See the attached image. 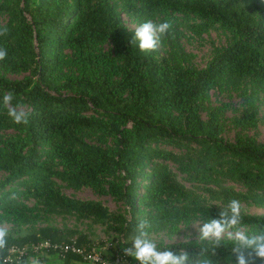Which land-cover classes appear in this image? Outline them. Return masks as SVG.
I'll list each match as a JSON object with an SVG mask.
<instances>
[{"label":"trees","instance_id":"obj_1","mask_svg":"<svg viewBox=\"0 0 264 264\" xmlns=\"http://www.w3.org/2000/svg\"><path fill=\"white\" fill-rule=\"evenodd\" d=\"M174 14L228 35L203 68L171 44L172 27L156 50L140 51L121 19L172 24ZM0 29L7 52L0 60V227L11 225L0 264H103L61 230L32 233L39 214L109 224L116 246L126 248L141 222L148 233L172 234L180 224L217 218L236 199L240 227L264 233V142L240 132L255 124L252 97L264 94V0H0ZM242 85L250 94L226 121L239 129L227 141L222 111L208 106L210 91ZM8 92L30 113L26 123L7 115ZM60 184L110 196L128 218L69 198ZM44 241L81 254L34 248ZM30 243L25 255L5 259ZM157 246L187 252L193 264H233L231 241Z\"/></svg>","mask_w":264,"mask_h":264},{"label":"rangeland","instance_id":"obj_2","mask_svg":"<svg viewBox=\"0 0 264 264\" xmlns=\"http://www.w3.org/2000/svg\"><path fill=\"white\" fill-rule=\"evenodd\" d=\"M124 26L128 30H133L138 27L132 24L125 16L121 15ZM201 24V21L187 14H174L172 16L171 27L176 30V33L172 34L173 41L172 45L177 44L181 50L190 56V62L198 69L203 68L205 63L211 58L214 49H218L227 43L228 35L226 32L212 26L211 28L199 30L197 26ZM9 77V76H8ZM13 78L12 76L9 77ZM249 87L240 86L238 90L229 89L227 87L221 86V88L215 87L210 91L209 104L210 108H218L222 111L223 120L225 122L224 130L221 136L227 141H231L234 133L239 132V129H234L231 125L227 124V120L234 116H238L239 112L244 108V101L249 96ZM253 107L255 109V124L253 127H247L246 129L240 131L242 135L247 136L255 140L256 142H264V94L258 93L253 97ZM202 118L205 116L202 114ZM227 124V125H226ZM61 191L64 195L69 198L79 200V201H97L101 203L102 206L106 207L107 210L112 214H121L125 218L128 215L124 212V206L115 201L112 197L103 195L97 196L89 188H80L78 190H72L70 188L64 187L60 184ZM250 213H260V210L250 208ZM203 224L198 219L192 220L187 224H180L177 230L170 234L165 230H152L149 232V238H151L157 245H169L179 242L189 241V240H208L214 242L213 238H202L199 234V228ZM109 224L101 225L91 222L88 219H78L73 215L68 214H39L34 225V230L43 227H54L61 230L64 235L65 233L71 241L79 240L83 246L87 243L93 248L94 254L99 257L101 256L104 260L103 264H121L122 261H127V264H135L132 258L125 257L123 255V250L125 247L116 246L117 236L112 230V226ZM6 229L7 234H11V225L5 224L1 226ZM243 230L254 234L248 227L242 226ZM9 230V231H8ZM21 230L26 231L25 227H21ZM235 231V230H232ZM31 233V231L29 232ZM220 240L231 241L228 238V233L226 232L221 236ZM38 244V243H37ZM17 248L13 246L12 249L5 253V259L9 260L15 258L16 255L26 253V248ZM38 251V250H37ZM37 256V253H33ZM18 259V258H16ZM48 259V257H47ZM35 258H30V262L34 261ZM32 264V263H31ZM49 264H56L50 262Z\"/></svg>","mask_w":264,"mask_h":264},{"label":"clouds","instance_id":"obj_3","mask_svg":"<svg viewBox=\"0 0 264 264\" xmlns=\"http://www.w3.org/2000/svg\"><path fill=\"white\" fill-rule=\"evenodd\" d=\"M170 27L171 24L167 21L160 23L145 21L135 27L130 43L138 44L140 51H154L160 46L162 38ZM5 31L6 29H0V35ZM6 56V50L0 48V60H4ZM13 98L12 92L3 96L2 103L7 107V115L16 124L26 123L30 113L24 110L23 105H13ZM241 224L240 202L232 199L223 210L219 211L217 218L200 226L199 234L205 239L213 238L216 246L219 247L221 236L227 232L228 238L233 242V264H264V233L250 234L240 227ZM144 229V222L137 225V234L132 236L130 246L123 250L125 257L132 258L138 264H193L187 252L177 255L172 249L158 248ZM233 229L235 231H232ZM6 235V229L0 227V249L6 244ZM32 264L39 262L34 260ZM121 264H127V261H122ZM196 264L200 262L197 261ZM204 264H207V261Z\"/></svg>","mask_w":264,"mask_h":264},{"label":"built area","instance_id":"obj_4","mask_svg":"<svg viewBox=\"0 0 264 264\" xmlns=\"http://www.w3.org/2000/svg\"><path fill=\"white\" fill-rule=\"evenodd\" d=\"M52 248V249H57L59 252L65 253V252H72V253H76V254H81V252L76 249L74 246H69V245H64V246H60V245H51L48 242L44 241L39 243L36 247H34L35 249H42V248ZM87 259L91 260L92 262H98L100 263L101 260L99 257H97L95 254L92 255H88L86 257Z\"/></svg>","mask_w":264,"mask_h":264}]
</instances>
